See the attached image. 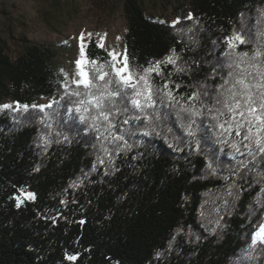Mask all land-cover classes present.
I'll return each mask as SVG.
<instances>
[{"label": "trees", "instance_id": "obj_1", "mask_svg": "<svg viewBox=\"0 0 264 264\" xmlns=\"http://www.w3.org/2000/svg\"><path fill=\"white\" fill-rule=\"evenodd\" d=\"M123 9L132 83L142 104L145 80L151 93L141 108L93 37L86 60L114 82L88 90L66 84L50 48L22 37L14 57L0 36V264H264V244H252L264 152L222 130L216 105L237 63L257 51L264 63V0H187L189 17L173 24L138 0ZM234 35L246 42L230 48ZM109 90L126 96L107 97L112 114L97 118L87 101Z\"/></svg>", "mask_w": 264, "mask_h": 264}, {"label": "rangeland", "instance_id": "obj_2", "mask_svg": "<svg viewBox=\"0 0 264 264\" xmlns=\"http://www.w3.org/2000/svg\"><path fill=\"white\" fill-rule=\"evenodd\" d=\"M138 1L152 19L173 24L178 18L189 17L187 0ZM126 31L123 0H0V36L11 54L16 57L23 51L22 37L32 44L50 48L56 55L53 66L65 76L66 84L76 85L73 81L80 79L76 61L82 59V33L84 53L93 37L99 47L109 52L113 65L119 69L125 64ZM50 103L47 99H38L35 106L43 108ZM2 105L17 108L9 98Z\"/></svg>", "mask_w": 264, "mask_h": 264}, {"label": "snow or ice", "instance_id": "obj_3", "mask_svg": "<svg viewBox=\"0 0 264 264\" xmlns=\"http://www.w3.org/2000/svg\"><path fill=\"white\" fill-rule=\"evenodd\" d=\"M178 21L174 22L177 23ZM91 35V34H89ZM81 41V58L76 61L77 74L80 79L73 81L80 87L81 85L88 90L96 88V80L104 81L105 85H109L114 81L106 79L108 73L103 70V66L99 65L96 61L85 60V53L83 47L84 34L80 36ZM230 48L235 47L234 42L245 43L246 41L240 35H234L233 37L227 38ZM102 46V45H101ZM244 57H248L247 52L241 54ZM259 51L250 57L248 60H241L236 64L238 71L233 74L229 73L230 80H226L224 85L221 86V94L216 97L217 107V118L224 117L223 123L219 126L222 130L228 132L231 131L237 136H240L243 141L250 143L254 142L261 152H264V63L258 61L256 58L261 57ZM124 67L115 68L112 66V71L116 77L119 78L121 84L130 86L135 91V96L131 100V103L136 108H141L143 104L151 103V93L145 80L146 92L143 94V104L139 97L142 95L141 92L136 91V84L132 83L134 77L127 68V57H124ZM171 57L168 58V63H172ZM159 63V62H158ZM87 64H97L95 69L96 75L89 79V73L85 71ZM146 72L156 71L158 72V65L155 68L146 69ZM126 73V74H125ZM144 79V77H141ZM79 95V93H76ZM126 93H121L118 90H109L106 93H101L100 97L92 94V98L87 103L93 105L98 110V117H103L104 120H108L112 114L111 108L107 106V97H119L124 99ZM195 100L196 96L190 97ZM4 107H9L5 105ZM79 111V109H77ZM88 109H85L87 111ZM127 123V121H125ZM249 144H244L248 147ZM21 196L24 199H32L30 193H24L21 190ZM21 203L20 197H17V206ZM264 244V224H261L258 230L253 234L252 244L257 243ZM74 260L75 257H68Z\"/></svg>", "mask_w": 264, "mask_h": 264}]
</instances>
